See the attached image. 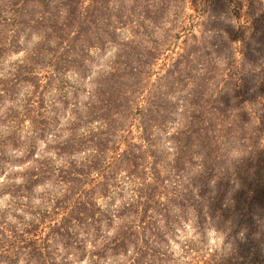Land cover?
Returning a JSON list of instances; mask_svg holds the SVG:
<instances>
[{"label":"rangeland","instance_id":"1","mask_svg":"<svg viewBox=\"0 0 264 264\" xmlns=\"http://www.w3.org/2000/svg\"><path fill=\"white\" fill-rule=\"evenodd\" d=\"M11 1L1 0L10 6ZM35 1L37 5L33 6L32 0L27 5L35 12L25 24L17 21V29L6 24L1 16L14 18L18 10L8 6L0 10V224L3 226H0V230L7 226L16 228L18 232L23 231L24 220H30L34 214L42 211H53L49 198L61 192L66 184L54 181L57 168L61 165L66 167L68 161L77 166L82 157H91L92 143L89 139H83L85 135L114 130L112 141L108 143L110 149L101 155L93 154L97 160L96 168H89L91 172L82 174L78 180L81 187H89L94 181L93 176L100 182L94 187L97 191L96 205L100 209L95 212L97 219L92 223L99 228L100 235L93 239L92 227L88 224L89 235L80 233L85 239L82 241L85 246L83 255L81 252L74 254V248H70L72 253L68 258L73 264H91L90 260H97L92 250L96 252L102 246L105 240L103 235L109 236L116 230L119 219L115 214L124 204L130 203V209L126 212L136 222L134 213L142 207L137 205L139 200L141 205L147 200V214L152 218L159 201L166 200L161 196V187L160 193L154 190L158 189L161 182H168L173 174L170 165L174 164L179 151L174 134L177 135L183 128V124L178 122V105L187 90L192 88L191 77L196 74L197 60H204L207 53L199 48L197 40L206 34L202 40V44L206 45L204 50L211 55L214 52L211 32L204 30L210 25L208 12L211 0H186L184 25L181 28L176 27L177 23L167 20H150L145 19V15L144 18L141 16V13H149L152 4L165 12V0H148L144 11L139 7L130 11L125 5L122 7L123 2L117 0L106 8L90 0L78 4L72 3L74 0ZM234 3L244 5L239 16L243 19L246 0H233L229 9ZM226 6L225 2L223 9ZM226 13L229 18H233L234 12L228 10ZM228 17L224 18L227 23ZM235 19L239 18L236 16ZM236 23L240 25L238 21ZM216 54L219 68L225 67L228 60L226 49L220 46ZM176 59L179 64L175 62ZM180 62L188 66L192 75L177 83V75H186L185 71H178L182 67ZM169 83L174 85L167 96L165 93L170 90L167 87ZM244 83L246 79L243 75L237 87ZM109 85L115 87L110 88L109 92H117L118 99L122 100L123 104L120 107L117 104L116 107L123 112L118 109L115 111L116 107L111 106L114 103L111 101H108L111 103L108 107L101 102L102 107L96 103V108H91L88 103L94 101L89 96L92 87L97 86L102 91L101 88ZM127 99L130 101L127 102ZM258 99L264 103V96ZM171 103L174 107L169 110L166 106L170 107ZM259 112L262 113V110ZM144 117L148 119V126L144 124ZM243 117L260 125L261 116H257L256 112L243 114ZM141 125L148 128L150 145L140 137ZM70 138H81L77 149L58 152L61 149L58 144ZM230 140L228 138L227 142ZM239 141L236 139L235 144ZM112 147L119 151L125 149L129 154L132 151L139 152L144 166L139 164L131 169L109 165ZM196 147L197 144L189 149V171L194 170L198 160ZM229 154H232L236 164H231V159L228 161L222 156V166L226 167L229 162L231 166L227 168L228 171L225 170L227 179L224 181L231 191H243L248 185L239 182H247L249 178L243 175L244 171H255V165L251 160H238L241 155L238 147L230 148ZM99 164L102 168L97 175L95 170L100 168ZM36 167L38 169L35 170ZM52 168H56V174L41 172L36 183L30 181L29 184L24 178L28 170L44 171ZM112 175H116L115 180ZM71 178L72 175L68 174L65 180ZM17 185H21V188L16 189ZM52 214L57 217L56 213ZM233 218L234 214H230L227 219ZM232 223L226 221L222 226H216L206 219L204 225L198 227L190 219L184 223L172 222L169 229L162 219L158 226L161 231H168L163 233L161 239L154 238L152 241L151 237L150 242L161 248L166 256L154 263L188 264L186 262L203 259L211 252H216V257L223 255L234 244L230 232L241 238V232L244 231L242 228L235 229ZM40 233L44 235L42 228ZM90 239L95 242L94 246ZM241 240L244 241V238ZM60 252L62 254L63 249ZM106 254L101 260L98 258L103 262L99 264H118L127 260L126 256L113 258L109 253ZM259 257L264 260V245ZM21 258L19 264H23ZM199 263L202 264V261Z\"/></svg>","mask_w":264,"mask_h":264},{"label":"trees","instance_id":"2","mask_svg":"<svg viewBox=\"0 0 264 264\" xmlns=\"http://www.w3.org/2000/svg\"><path fill=\"white\" fill-rule=\"evenodd\" d=\"M28 1L30 0H12L10 6L8 2L0 0V10H4L6 6L18 10L17 16L11 17L12 19L0 15L2 20H5L6 24L13 25L15 29H17V21L25 24L26 20L28 21L35 12V9L27 7L30 3ZM80 1L83 0H74L72 3L78 4ZM90 1L106 8L108 5H112L111 2L115 0ZM117 1L123 2L122 7L125 5L130 11L137 7L144 11V7L148 5V0ZM165 1V12L159 9L156 4H152L149 13H141V16L144 18L145 15V19L150 20L153 18L167 20L174 24L177 23L176 27L181 28L184 25L183 10L186 0ZM32 2L33 6L37 5L35 0ZM225 2L227 6L223 9ZM232 2L233 0H211L209 2L208 22L210 25L204 27V30L211 32V46L214 52L211 55L204 50L206 46L202 44V40L206 36L204 33L202 39L197 41L199 48L203 52H207L205 59L197 60L198 68L193 76L195 78L191 77L192 88L187 90L184 99L178 105L180 112L178 122L183 124V128L178 131L177 135L174 134L179 151L175 157L176 163L170 165L173 174L169 177L168 182H161L157 186L158 189L154 190H159L160 193L159 188L161 187V196L165 197V202L159 201L156 214L152 218L147 214V200L142 202V205L139 200L137 205L142 207L134 213L136 222H133V219H130L131 214L126 212L130 209V203L124 204L115 214L119 219L116 223V230L109 236L103 235L105 240L102 242V246H99L96 252H94L95 249L92 250V255H95L97 260L93 258L90 260L91 264H99L100 260L107 255L106 253H109L113 258L126 256L127 260L118 264H156L155 260L166 256V254L161 251V248L150 242V238H153L152 241L154 238L161 239L163 233L168 231L167 229L160 230L158 222L162 219L169 229L172 227V222L183 221L184 223L192 219L198 227H202L205 220L209 219L216 226H222L226 221H231L235 229L242 228L244 230L241 232V238H244V241L234 232H230L233 235L234 244H231L230 249L224 251L223 255L216 257L214 256L216 252H211L203 259H195L192 256L195 261L186 262L188 264H200L199 261H202V264H264V260L259 257L260 249L264 245V103L258 99L264 96V0H246L242 13L243 19L239 16L244 5L239 6L234 3L235 6L233 5L229 9V4L231 5ZM228 10L234 12L233 18L228 17V13H226ZM236 16L239 19H235ZM226 17L229 19L228 23L224 19ZM236 21L240 25H237ZM221 24L222 26H220ZM140 26L143 27V24L141 23ZM220 46L226 49L225 56L228 59L227 65L222 68H219L216 61V52ZM238 53L240 55L237 58ZM175 62L179 64L177 59ZM182 64L180 62V65ZM178 71L180 73L185 71L186 75L185 77L177 75V83H180L179 80L182 82L186 78L189 79L188 66L184 64ZM243 75L246 83L238 88L237 84L242 82ZM232 81L236 83H232ZM172 85L174 83L168 84L167 87L170 90L168 89L165 95L171 94ZM96 87H92V91L89 93V96L94 98L92 103L88 102L91 104V108H96L95 104L100 105L101 102L105 107L113 102L111 104L113 107H116L117 104L120 107L123 104L122 100L118 99L117 92H109L110 88H115L112 85L101 88L102 91ZM118 100L119 103H117ZM119 107L114 110L118 109L123 112ZM172 107H174L172 103L170 107L166 106L169 110ZM260 110L262 113L259 112ZM253 112H256L257 116H261L260 125L255 121L244 119L243 114H252ZM223 113L225 118H223ZM259 113L261 114L259 115ZM143 119L144 124L148 126V119L145 117ZM141 126L140 137L150 145L148 128L144 125ZM113 132L114 130L107 129L85 135L83 139H89L92 143L91 157H82L77 166L68 161L66 167L61 165L57 168V177L54 181H60L67 185L65 184L63 190H60L61 192L49 198L53 204V211L50 209L48 212L42 211L34 214L30 220H24L22 222L23 231L18 232L16 228H7V226L0 230V264H19L20 257H22L23 264H73L68 258V255L72 253L70 248H74V254L81 252L83 255L85 246L82 241L85 239H82L80 233L89 235L87 225L90 224L93 239L100 235L99 228L92 224L97 219L95 212L100 209L96 205L97 191L94 190V187L100 182L96 176H93L94 181L89 187H81L78 180L82 174L85 175L87 172L88 175L92 169L96 168L97 160L93 154L101 155L102 152L110 149L108 143L112 141ZM228 138H231L230 142H227ZM236 139L240 140L238 144H235ZM79 140L81 138H70L59 143L61 149L58 152L77 149L76 145H80ZM152 144L153 139H151ZM196 144L198 160L194 170L189 171L188 161L191 157L189 149ZM69 147L73 148L68 149ZM237 147L241 151L238 160H251L256 169L253 172L244 171L243 175L249 178L247 182L239 183L248 186L243 191L233 192L224 179H227L225 170L231 168L230 162L236 164L232 154H229V149ZM112 151L113 155L108 159L109 165L125 166L131 169L136 168L139 164L144 166L143 158L137 151H132V154H129V151L125 149L119 151L113 147ZM222 156H225L228 161L232 160L226 167L222 166ZM99 167L95 170L97 175L102 166L99 164ZM178 171L181 172L178 173ZM41 172H43L42 174L50 172L54 175L56 168L44 171L28 170L24 173V178L29 184L30 181L36 183L39 181ZM61 172H63L62 177L59 176ZM68 174L72 175V178L66 181ZM112 176L114 179L116 175ZM185 179L189 180L184 181ZM16 187V189L21 188V185ZM174 208L175 212H171L170 210ZM205 208L207 209L205 210ZM52 213H56L57 217ZM230 214H234L235 218L228 220ZM46 221L47 223L43 225ZM100 226L101 222H99ZM41 228L44 235L40 233ZM91 243L93 246L95 245L93 240ZM62 249L63 253L61 254ZM185 253L187 254V252ZM59 255L61 256L57 258ZM76 257L80 258L81 256ZM167 263L170 262L165 264Z\"/></svg>","mask_w":264,"mask_h":264}]
</instances>
